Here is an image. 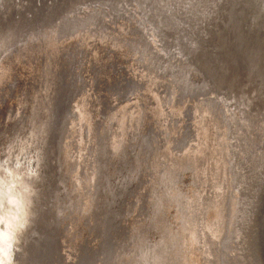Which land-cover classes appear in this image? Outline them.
<instances>
[{
	"label": "rangeland",
	"instance_id": "374dc122",
	"mask_svg": "<svg viewBox=\"0 0 264 264\" xmlns=\"http://www.w3.org/2000/svg\"><path fill=\"white\" fill-rule=\"evenodd\" d=\"M112 1L78 0L60 15L63 2L45 0L43 15L36 0H0V151L22 137L37 152L46 134L35 221L53 240L51 253L32 264H141L146 250L161 264H260L264 129L245 126L234 81L242 70L231 66L243 52L235 23L243 17L245 27V15L236 10L225 44L208 0L199 35L190 33L200 41L180 49L163 45L143 0H115V9ZM190 10L193 29L200 17L197 6ZM101 165L111 190L100 189ZM103 193L111 220L98 201Z\"/></svg>",
	"mask_w": 264,
	"mask_h": 264
},
{
	"label": "bare ground",
	"instance_id": "6f19581e",
	"mask_svg": "<svg viewBox=\"0 0 264 264\" xmlns=\"http://www.w3.org/2000/svg\"><path fill=\"white\" fill-rule=\"evenodd\" d=\"M35 1V0H32ZM37 3H39V6L37 7L36 11H41L42 9L43 11V15L45 13V8L44 7V3L45 0H36ZM60 4L63 2V6H62V10H60V15H64L65 11L67 10L68 7H70L72 4L77 3L78 0H60ZM93 1V0H92ZM102 1V0H101ZM144 3H146L147 5V1L148 0H143ZM116 1L113 0L112 1V9H115V3ZM188 3V5L185 7L184 3ZM208 0H157L155 4L150 5H145V9H147L148 11H151V15L154 16L156 19H158V23H156V28L157 31H162V40H163V45H169V44H173L176 43L177 48H187L188 46L193 45L192 42L193 41H200V37H191L192 34H190L193 30L195 33H199V23L201 21V14H200V9L203 7H201L202 4L204 3H208ZM34 4V2H33ZM59 4V5H60ZM197 6V13H198V17H200V20L198 19L197 21H195L196 23L194 24L195 26L193 27V29H190L192 27L191 24L194 23V18H195V13H193L194 10H190V9H195V7ZM7 9V8H5ZM26 9V8H25ZM22 8V10L20 11V13L23 15L22 18H28L30 17V15H26L24 14V10ZM187 10V11H186ZM236 10H238L237 12H241L245 15V21H246V25L245 27H243V17L239 18L236 15ZM8 11H6L7 13ZM33 10L30 9V13H32ZM153 12V13H152ZM206 13V11H205ZM27 17H26V16ZM48 15V14H47ZM46 16V15H45ZM204 15H202L203 17ZM250 16V17H249ZM213 17V19L216 21L217 24L214 23V26L216 25H220L223 26L222 32L225 33L224 34V42L226 44V38H227V30H228V25L229 23L231 24V22H235V18L238 17L237 22L235 23L236 25V29H237V34H236V40L238 43H241L242 45L240 46L241 49L243 50L242 55L240 57V59L238 58V54H236L237 58L233 59V62L231 64L232 65H236L237 67H240L242 70V74L241 77H237L234 78V81H236L235 85L237 84V88L240 89L239 91L241 92V95H243V98L245 100L244 103V108L243 110L240 108L241 110V114L242 116L245 118L244 119V123L245 126L247 127H255L254 132L257 133H261V131L264 129V0H215L214 2V6L212 8V14L209 16V18ZM249 17V18H248ZM3 18V24L6 26L9 24L10 19L8 17V19L6 18V16L1 17ZM205 20V18H203ZM16 24V23H15ZM250 25V26H247ZM247 26V27H246ZM127 29V28H126ZM122 30V29H121ZM192 30V31H191ZM9 33V32H8ZM124 33V32H123ZM118 34H116L117 37ZM122 34L120 33L119 36H121ZM126 35V34H125ZM163 35L165 36L163 38ZM199 35V34H198ZM112 36V35H111ZM110 37V35H109ZM149 37V36H148ZM93 38V37H92ZM116 40V38H114ZM126 39V38H125ZM195 39V40H194ZM92 41V40H90ZM98 41V40H97ZM104 41V40H103ZM106 41V40H105ZM109 41V40H108ZM112 41V40H111ZM96 42V41H95ZM127 42V40H126ZM109 43V42H108ZM89 44V42H88ZM97 44V42H96ZM107 44V41H106ZM105 44V46H106ZM114 44V43H113ZM112 44V45H113ZM154 44V43H153ZM233 44V43H232ZM91 45V44H90ZM108 45V44H107ZM124 45V44H123ZM164 45V46H165ZM109 46V45H108ZM128 46V45H127ZM126 46V47H127ZM133 45H131L132 47ZM163 46V47H164ZM78 47V45H77ZM72 48H73V44H72ZM76 48V46H75ZM98 48V47H97ZM96 48V49H97ZM130 48V47H129ZM128 48V49H129ZM134 48V47H133ZM165 48V47H164ZM95 49V48H93ZM137 49V48H136ZM142 49V48H141ZM138 50V49H137ZM89 51V50H88ZM94 51V50H93ZM92 51V52H93ZM105 51V48H104ZM129 51V50H128ZM65 52V51H64ZM70 52V51H69ZM130 52V51H129ZM132 52V51H131ZM131 52L129 54H131ZM188 52V51H186ZM191 52L193 53L192 49ZM71 53V52H70ZM94 53V52H93ZM92 53V54H93ZM135 53V52H134ZM139 53V52H137ZM166 53V52H165ZM76 54V53H75ZM136 54V53H135ZM145 54V53H144ZM188 54V53H187ZM79 55V54H78ZM193 55V54H192ZM77 56V55H76ZM97 56V55H96ZM100 56V54H99ZM135 56V55H134ZM213 60L217 62V56L215 57V55H213ZM185 58V57H184ZM73 59V57H72ZM135 59V58H134ZM102 60V59H100ZM75 61V60H74ZM94 61V60H93ZM96 61V60H95ZM145 61V60H144ZM12 62V61H11ZM21 62V61H20ZM70 62V61H69ZM94 63V62H93ZM145 63V62H144ZM147 63H149L147 61ZM14 64V63H13ZM143 64V61H142ZM146 65V64H145ZM219 65V64H217ZM67 66V65H66ZM128 66V65H127ZM150 66V65H149ZM6 67V66H5ZM145 67V66H143ZM152 67V65H151ZM150 67V68H151ZM12 68V67H11ZM169 68V67H168ZM5 69V68H4ZM12 70V69H11ZM17 70V69H16ZM222 70V69H220ZM5 71V70H3ZM8 71V69H7ZM13 71V70H12ZM20 71V70H19ZM128 71V69H127ZM224 72V70L221 71V73ZM2 73V72H1ZM6 73V72H4ZM12 73V72H11ZM11 73L8 72L9 76H11ZM14 73V72H13ZM18 73V72H17ZM22 74V72H21ZM7 75V74H6ZM2 76L4 77L3 74H1L0 79L2 78ZM55 76H57L56 78V90L58 91L61 85V81H60V77L58 74H56ZM6 77V76H5ZM8 77V76H7ZM12 77V76H11ZM158 77V76H157ZM9 78V77H8ZM7 78V79H8ZM17 78V77H16ZM159 79V78H158ZM17 80V79H16ZM165 80V79H164ZM2 81V79H1ZM13 81V80H12ZM4 82H6L4 80ZM9 82V81H8ZM16 82V81H15ZM80 82V81H79ZM120 82V81H119ZM122 82V81H121ZM14 83V82H13ZM231 84V83H230ZM6 85V84H5ZM8 85V83H7ZM118 85V84H117ZM122 85V84H121ZM10 86V85H9ZM14 86V85H13ZM119 86V85H118ZM4 87V86H3ZM179 87V86H178ZM9 88V87H8ZM12 88V87H11ZM10 88V89H11ZM19 90V89H18ZM14 91V90H13ZM124 95V94H123ZM236 95V94H235ZM118 97V96H117ZM127 97V96H126ZM225 98V97H224ZM239 98V97H238ZM20 99V98H19ZM226 99V98H225ZM243 100V101H244ZM239 102V101H238ZM243 103V102H242ZM23 105V104H22ZM242 105V104H241ZM20 106V105H19ZM1 108V107H0ZM20 108V107H19ZM28 108V107H27ZM15 111V110H14ZM20 113V112H19ZM62 112L59 115V119H57V123H56V128L59 127L60 124V118H61ZM14 116V115H13ZM7 121V120H6ZM239 123H241L240 121L237 122V126H234L233 129L235 130V133L237 132V127ZM65 124V123H64ZM5 125V124H4ZM68 125V124H67ZM249 128V129H250ZM65 129V128H64ZM68 129V128H67ZM248 129V130H249ZM61 130V128H60ZM46 130L43 129V132H45ZM66 131V130H65ZM69 131V130H67ZM66 131V133H67ZM251 131V130H250ZM41 132V131H40ZM238 133H239V128H238ZM242 133V132H241ZM253 133V132H252ZM259 133V135H260ZM263 133V132H262ZM65 134V132H64ZM254 134V133H253ZM252 134V135H253ZM46 134H43L37 141H36V151L38 152V155L41 156V158H44L45 155H47V151L44 149V145L43 142L45 141V136ZM237 135V133H236ZM145 137L149 138L148 136H143V141L147 143ZM66 138V137H65ZM263 139V138H262ZM261 139V140H262ZM100 140V139H99ZM62 141V140H61ZM60 141V142H61ZM64 141V139H63ZM99 142V141H98ZM246 143V142H245ZM249 143V142H247ZM260 143V142H259ZM39 144V145H37ZM64 144V143H61ZM105 145L107 146V143H105ZM148 145L150 146V141L148 140ZM249 145V144H247ZM251 145V144H250ZM64 146V145H62ZM64 148V147H63ZM66 148V147H65ZM65 148L63 149L65 151ZM138 148V146H137ZM247 148V147H245ZM248 148H250L248 146ZM262 148V147H261ZM264 148V147H263ZM108 149V148H107ZM149 149V148H148ZM62 150V149H61ZM60 150V152H61ZM104 150V146H102L101 144V148H100V152L104 154L103 152ZM247 150V149H246ZM251 150V149H250ZM263 150V149H262ZM248 151V150H247ZM246 151V152H247ZM252 151V150H251ZM256 151V150H255ZM52 152V150H51ZM63 152V151H62ZM245 152V151H243ZM264 152V151H262ZM53 153V152H52ZM138 153V152H137ZM252 153V152H251ZM107 154V153H106ZM62 155V153H61ZM263 156V154H260ZM258 155V156H260ZM245 156V155H244ZM257 156V157H258ZM62 157V156H61ZM137 157V156H136ZM146 157V156H145ZM261 157V156H260ZM47 158V157H45ZM104 158V155H103ZM147 158V157H146ZM62 159V158H61ZM138 159V158H137ZM263 159V158H262ZM260 160V159H259ZM258 160V161H259ZM42 161V160H41ZM65 161V159H64ZM106 161V160H105ZM132 161V158H131ZM261 163V161H259ZM257 163V162H256ZM263 163V162H262ZM261 163V164H262ZM255 164V163H254ZM43 165H46V162L43 163ZM243 165V164H242ZM257 166V164H256ZM68 167V166H67ZM70 167V166H69ZM68 167V170H69ZM260 167V166H259ZM101 170H102V174H100V189L101 190H111L108 185L105 182V179H107L106 177H108L107 175L105 176V173L103 172V165H101ZM254 168V167H253ZM65 169V168H63ZM71 169V168H70ZM257 169V168H256ZM264 169V168H263ZM67 170V171H68ZM254 170V169H253ZM260 170V169H259ZM42 172V170H39ZM50 171V166H47L45 168L46 172V176L49 179V172ZM101 173V172H100ZM137 173V172H136ZM42 176V174H41ZM40 176V177H41ZM45 176V175H44ZM43 179V176L41 177ZM251 178V177H250ZM260 178V177H259ZM104 179V180H103ZM103 180V181H102ZM87 184V183H86ZM86 187V185H85ZM88 188V187H86ZM261 189V188H260ZM98 190V188H97ZM165 190V189H164ZM44 191H42V189L37 190V195L35 197L36 201H35V206H33L32 208V212L34 213V216L32 218V223L27 231V233L25 234L24 240L25 243L21 245L23 251L18 253L17 256H20L21 258L25 257V261L28 264H32L34 263V259L35 261L38 260L37 256H46L49 255L51 253V246H52V240H53V233L50 234L48 233L47 228L44 226H39L38 223H36L35 221V214L37 212H39L42 208L39 209V204L38 202H40V204H42V200L45 197V193H43ZM58 192V191H57ZM61 193V192H60ZM254 193V192H253ZM58 194V193H57ZM86 195V194H85ZM257 195V194H256ZM100 197H98V201L101 203L100 207H105L103 210L105 211L104 213L109 215V219L111 220V217L113 219L114 216H112L113 214L109 211H107L108 209V199H110L109 197V193H103L101 195H99ZM245 196V195H244ZM248 196V195H247ZM57 197V196H56ZM245 199V198H243ZM242 199V200H243ZM246 200V199H245ZM252 201V199H251ZM105 203V205L103 204ZM243 203V202H242ZM244 205V204H243ZM245 206V205H244ZM247 206V204H246ZM249 206V205H248ZM44 208V207H43ZM259 211V210H258ZM41 213V212H40ZM44 211H42V215ZM249 213V212H248ZM247 215V214H246ZM249 215V214H248ZM243 222L245 223L246 219L245 216L243 215ZM254 218V217H253ZM248 219V218H247ZM112 222V221H111ZM251 222V221H250ZM249 223V222H248ZM247 223V225H248ZM259 223V221H258ZM246 224V223H245ZM251 227V226H249ZM248 227V228H249ZM264 227V226H263ZM246 229V228H245ZM263 229V228H262ZM52 232V231H51ZM245 232V231H244ZM259 232V231H258ZM52 236V237H51ZM246 236V235H245ZM244 237V236H243ZM33 238V239H30ZM120 238L121 235H120ZM243 240V239H242ZM245 240V239H244ZM27 241L29 242V246L27 247ZM251 241V240H250ZM75 242V241H74ZM239 242V241H238ZM245 242V241H244ZM249 242V241H248ZM39 244L38 246H36V244ZM42 243V245H40ZM240 241V245H241ZM245 244V243H244ZM242 244V245H244ZM73 245V244H72ZM77 246V245H75ZM74 246V247H75ZM83 246V245H82ZM248 246V245H247ZM251 246V244H250ZM249 249H245V250H249L250 254L252 256H254V251L252 252V248ZM81 247V246H80ZM84 247V246H83ZM82 247V248H83ZM243 247V246H242ZM253 247V246H251ZM78 249V247H77ZM76 249V250H77ZM86 249V248H85ZM84 249V250H85ZM90 249V247H89ZM241 249V248H240ZM244 249V248H243ZM82 253H83V249ZM238 250V249H237ZM242 250V249H241ZM255 250V249H254ZM75 251V250H74ZM79 251V250H78ZM76 251V252H78ZM88 251V250H87ZM86 251V252H87ZM240 251V250H238ZM242 252V251H241ZM48 253V254H47ZM90 253V252H89ZM244 252H242L243 254ZM247 254V252H245ZM261 254L260 256V264H264V233L261 237V241H260V248H259V252ZM78 254V253H76ZM85 255V252L83 253ZM91 254V253H90ZM114 254V252H113ZM72 255V254H71ZM80 254H78L79 256ZM244 255V254H243ZM74 256V254H73ZM77 255L74 256V258ZM242 256V255H241ZM249 256V254L247 255V257ZM257 256V255H256ZM80 257V256H79ZM244 257V256H243ZM246 257V256H245ZM81 258V257H80ZM240 258V257H239ZM84 259V258H83ZM75 260V259H74ZM243 260V259H241ZM251 260V259H250ZM73 261V260H72ZM81 261V260H80ZM83 261V260H82ZM231 261V259H230ZM243 262V261H242ZM36 263V262H35ZM241 263V261H240ZM19 264H22L21 262ZM37 264V263H36ZM69 264H71L69 262ZM74 264H80L79 263H74Z\"/></svg>",
	"mask_w": 264,
	"mask_h": 264
},
{
	"label": "clouds",
	"instance_id": "9594fccd",
	"mask_svg": "<svg viewBox=\"0 0 264 264\" xmlns=\"http://www.w3.org/2000/svg\"><path fill=\"white\" fill-rule=\"evenodd\" d=\"M32 149V140L21 137L0 151V264H19L17 255L23 251L34 216L40 172L38 153ZM141 264H161V260L146 250Z\"/></svg>",
	"mask_w": 264,
	"mask_h": 264
},
{
	"label": "water",
	"instance_id": "95a60500",
	"mask_svg": "<svg viewBox=\"0 0 264 264\" xmlns=\"http://www.w3.org/2000/svg\"><path fill=\"white\" fill-rule=\"evenodd\" d=\"M29 246V244L27 245V247ZM37 257H40V256H37Z\"/></svg>",
	"mask_w": 264,
	"mask_h": 264
}]
</instances>
